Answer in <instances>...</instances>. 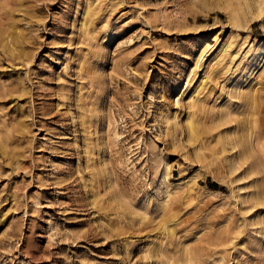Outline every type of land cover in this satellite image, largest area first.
<instances>
[{"label":"rangeland","instance_id":"rangeland-1","mask_svg":"<svg viewBox=\"0 0 264 264\" xmlns=\"http://www.w3.org/2000/svg\"><path fill=\"white\" fill-rule=\"evenodd\" d=\"M248 1L0 0V264H264Z\"/></svg>","mask_w":264,"mask_h":264},{"label":"bare ground","instance_id":"bare-ground-1","mask_svg":"<svg viewBox=\"0 0 264 264\" xmlns=\"http://www.w3.org/2000/svg\"><path fill=\"white\" fill-rule=\"evenodd\" d=\"M249 9H251V3L248 1V0H241ZM253 15V14H252ZM251 15V16H252ZM253 17V16H252ZM256 50V49H255ZM259 51V50H258ZM203 52H204V49H203V51L201 52V55L203 54ZM191 126H192V124H191ZM116 127H114V129H113V137H114V139H116V140H120V135L119 134H117L116 132ZM191 131V130H190ZM190 135V134H189ZM191 136V135H190ZM234 148V147H233ZM236 148L239 150V146L238 145H236ZM252 150V149H251ZM241 152V151H240ZM252 154H253V152H252ZM244 155V154H243ZM245 161H246V159H245ZM250 164V163H249ZM249 166V165H248ZM171 231H173V230H171ZM190 261V260H189ZM198 261V260H197ZM202 262V261H201ZM185 264H187V263H185Z\"/></svg>","mask_w":264,"mask_h":264},{"label":"trees","instance_id":"trees-1","mask_svg":"<svg viewBox=\"0 0 264 264\" xmlns=\"http://www.w3.org/2000/svg\"><path fill=\"white\" fill-rule=\"evenodd\" d=\"M213 186H216V185H213Z\"/></svg>","mask_w":264,"mask_h":264}]
</instances>
